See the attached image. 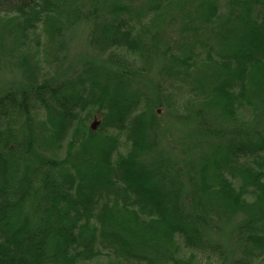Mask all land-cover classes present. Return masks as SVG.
I'll use <instances>...</instances> for the list:
<instances>
[{
    "label": "trees",
    "instance_id": "trees-1",
    "mask_svg": "<svg viewBox=\"0 0 264 264\" xmlns=\"http://www.w3.org/2000/svg\"><path fill=\"white\" fill-rule=\"evenodd\" d=\"M0 264H264V0H0Z\"/></svg>",
    "mask_w": 264,
    "mask_h": 264
},
{
    "label": "rangeland",
    "instance_id": "rangeland-1",
    "mask_svg": "<svg viewBox=\"0 0 264 264\" xmlns=\"http://www.w3.org/2000/svg\"><path fill=\"white\" fill-rule=\"evenodd\" d=\"M72 36L70 38V51L73 52V54L80 55L81 52H89V46H86L85 41H83L82 37L79 38L78 32L73 31ZM86 38V34L84 35ZM90 54V53H89ZM78 68V67H77ZM1 82L5 85L6 83H9L10 81H15L17 78H15L14 72L10 69H4ZM2 73V72H1Z\"/></svg>",
    "mask_w": 264,
    "mask_h": 264
}]
</instances>
